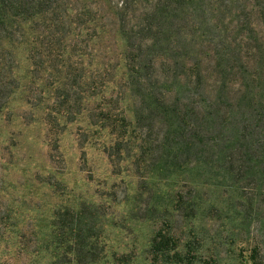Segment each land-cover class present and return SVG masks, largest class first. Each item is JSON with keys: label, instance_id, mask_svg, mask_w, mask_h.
I'll list each match as a JSON object with an SVG mask.
<instances>
[{"label": "rangeland", "instance_id": "rangeland-1", "mask_svg": "<svg viewBox=\"0 0 264 264\" xmlns=\"http://www.w3.org/2000/svg\"><path fill=\"white\" fill-rule=\"evenodd\" d=\"M111 28L69 47L78 65L69 82L48 75L47 57L30 66L28 42L15 51L13 74L3 76L0 264H153L149 243L159 232L190 245L191 264H264L261 176H230L206 164L164 168L159 115L147 111L137 120L128 91L119 103L128 122L124 140L106 155L113 135L89 127L82 114L98 104L84 82L89 68L108 65L116 78L122 72L128 43L112 21Z\"/></svg>", "mask_w": 264, "mask_h": 264}, {"label": "trees", "instance_id": "trees-1", "mask_svg": "<svg viewBox=\"0 0 264 264\" xmlns=\"http://www.w3.org/2000/svg\"><path fill=\"white\" fill-rule=\"evenodd\" d=\"M111 21L128 43L122 72L116 78L115 68L91 64L84 82L98 104L82 114L89 127L113 135L106 155L124 140L119 103L128 91L137 120L147 111L159 115L164 168L212 165L230 176H261L264 190V0H0V89L26 42L30 66L47 57L48 75L69 82L78 66L69 47L112 33ZM174 239L153 237V264H191L195 251Z\"/></svg>", "mask_w": 264, "mask_h": 264}]
</instances>
